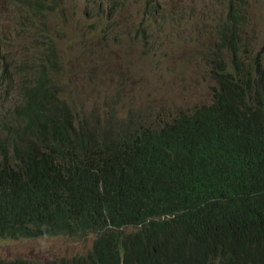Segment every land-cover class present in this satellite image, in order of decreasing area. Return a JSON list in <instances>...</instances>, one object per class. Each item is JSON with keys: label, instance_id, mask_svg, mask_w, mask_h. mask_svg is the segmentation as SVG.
<instances>
[{"label": "trees", "instance_id": "16d2710c", "mask_svg": "<svg viewBox=\"0 0 264 264\" xmlns=\"http://www.w3.org/2000/svg\"><path fill=\"white\" fill-rule=\"evenodd\" d=\"M64 2L44 0L33 16ZM122 3L112 0L111 13ZM211 4L218 17L209 44L217 48L202 60L213 102L179 107L164 125L79 107L62 87L49 32H31L20 47L0 37V239L93 234L85 254L46 264H264V44L245 32L249 16ZM166 8L148 3L141 27L125 28L133 40L123 47L142 49L158 24L153 14ZM197 9V0L186 2L175 18L190 14L204 25ZM175 32L191 38L186 25ZM121 36L109 40L118 45ZM93 68L87 74L98 78ZM147 76L145 67L126 66L118 94L147 87Z\"/></svg>", "mask_w": 264, "mask_h": 264}, {"label": "rangeland", "instance_id": "374dc122", "mask_svg": "<svg viewBox=\"0 0 264 264\" xmlns=\"http://www.w3.org/2000/svg\"><path fill=\"white\" fill-rule=\"evenodd\" d=\"M122 1L111 13L112 0H65L57 10L33 17V10L23 8L20 0H0V37L7 38L8 44L20 47L28 43L31 32H49L56 39L62 63L65 79L62 87L71 89L69 93L77 99L79 107L86 103L99 115L118 110L126 121L132 116L153 126L171 121V114L176 115L179 107L194 111L210 105L216 85L204 66L202 55L209 47L217 48L216 42L209 44L216 39L212 29L216 25L214 19L218 17L211 0H197V13L204 12L206 16L204 25L190 14L176 20V8L191 0ZM148 3L167 8L153 14L158 24L148 32L147 44L142 49L126 50L123 46L133 39L122 34L125 28L141 27ZM179 3L171 14L174 9L171 7ZM222 11L220 8L219 14ZM248 16L251 24L245 32H256L260 39L254 41L261 46L264 44V0H250ZM21 19L29 22L25 35L18 27ZM178 25H186L190 39L176 34ZM112 34L122 35L118 45L109 40ZM126 66H135L143 71L145 67L150 77L147 76V87L138 85L123 96L118 94V89L122 86ZM89 67L98 69V78L88 76L86 69ZM96 72L93 70L94 76ZM12 86L16 88L10 96L12 101L2 112V117L7 119L10 105L18 97L20 84L14 82ZM5 91L6 88L0 84V94ZM92 239V233L85 237L0 239V258H20L27 264H45L50 260L85 254Z\"/></svg>", "mask_w": 264, "mask_h": 264}, {"label": "clouds", "instance_id": "9594fccd", "mask_svg": "<svg viewBox=\"0 0 264 264\" xmlns=\"http://www.w3.org/2000/svg\"><path fill=\"white\" fill-rule=\"evenodd\" d=\"M43 1L44 0H25V2L22 5H23V8H25L26 10H30V9L34 10ZM215 1L221 3L224 8H226L228 11H230L233 15L237 17L248 16V6H249L250 0H215ZM33 17H36V16H33ZM24 22H25V27L27 28L29 22L26 20H24ZM18 27L22 30L19 24H18Z\"/></svg>", "mask_w": 264, "mask_h": 264}]
</instances>
